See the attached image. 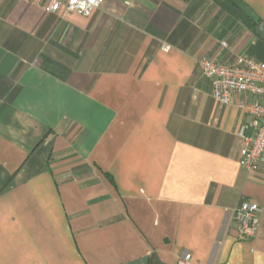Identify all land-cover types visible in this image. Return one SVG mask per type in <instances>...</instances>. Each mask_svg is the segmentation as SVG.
<instances>
[{
	"label": "crops",
	"instance_id": "crops-1",
	"mask_svg": "<svg viewBox=\"0 0 264 264\" xmlns=\"http://www.w3.org/2000/svg\"><path fill=\"white\" fill-rule=\"evenodd\" d=\"M262 22L264 0H0V264H264L249 96L219 103L197 68L264 61ZM243 201L262 208L251 238Z\"/></svg>",
	"mask_w": 264,
	"mask_h": 264
},
{
	"label": "built area",
	"instance_id": "built-area-1",
	"mask_svg": "<svg viewBox=\"0 0 264 264\" xmlns=\"http://www.w3.org/2000/svg\"><path fill=\"white\" fill-rule=\"evenodd\" d=\"M45 4L50 13L78 12L91 15L105 0H31ZM224 46L226 42L222 43ZM168 46L165 48L168 50ZM200 73L211 80L212 95L222 104H230L236 93L248 95L239 106L244 112V121L239 131L243 138L239 164L249 175L264 176V61H259L247 53L235 56L228 63L216 61L207 56L197 60ZM251 129V134L246 130ZM261 206L254 201H243L235 209L234 224L243 238L254 237L260 226ZM178 264H195L192 253L185 251Z\"/></svg>",
	"mask_w": 264,
	"mask_h": 264
},
{
	"label": "water",
	"instance_id": "water-1",
	"mask_svg": "<svg viewBox=\"0 0 264 264\" xmlns=\"http://www.w3.org/2000/svg\"><path fill=\"white\" fill-rule=\"evenodd\" d=\"M257 32L264 39V22L259 24L257 27Z\"/></svg>",
	"mask_w": 264,
	"mask_h": 264
}]
</instances>
